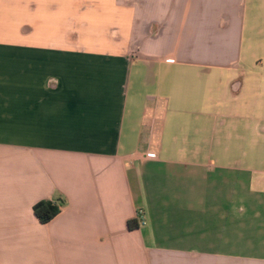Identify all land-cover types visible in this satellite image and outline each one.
Returning <instances> with one entry per match:
<instances>
[{
    "label": "crops",
    "instance_id": "obj_1",
    "mask_svg": "<svg viewBox=\"0 0 264 264\" xmlns=\"http://www.w3.org/2000/svg\"><path fill=\"white\" fill-rule=\"evenodd\" d=\"M0 264H264V0H0Z\"/></svg>",
    "mask_w": 264,
    "mask_h": 264
},
{
    "label": "trees",
    "instance_id": "obj_2",
    "mask_svg": "<svg viewBox=\"0 0 264 264\" xmlns=\"http://www.w3.org/2000/svg\"><path fill=\"white\" fill-rule=\"evenodd\" d=\"M60 207L61 202L43 199L33 205V214L40 223H47L60 211Z\"/></svg>",
    "mask_w": 264,
    "mask_h": 264
},
{
    "label": "built area",
    "instance_id": "obj_3",
    "mask_svg": "<svg viewBox=\"0 0 264 264\" xmlns=\"http://www.w3.org/2000/svg\"><path fill=\"white\" fill-rule=\"evenodd\" d=\"M147 157L149 158H155L156 157V154L154 152H148L146 154ZM136 217L139 221L140 224H145V216H144V212L143 210H139L137 213H136Z\"/></svg>",
    "mask_w": 264,
    "mask_h": 264
}]
</instances>
